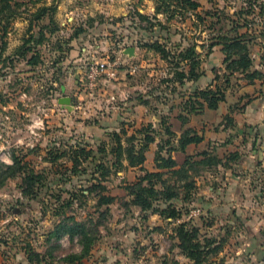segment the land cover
Instances as JSON below:
<instances>
[{
    "label": "rangeland",
    "instance_id": "rangeland-1",
    "mask_svg": "<svg viewBox=\"0 0 264 264\" xmlns=\"http://www.w3.org/2000/svg\"><path fill=\"white\" fill-rule=\"evenodd\" d=\"M13 3L20 4L14 7L18 17L6 33L0 28V264H190L174 238L182 222L197 225L200 240H223L213 264H264V134L253 128L232 132L227 114L222 122L187 116L182 100L192 88L176 83L172 93L167 80L174 71L159 54L140 45L159 41L174 53L196 45L208 72L206 82L227 89L221 104L232 115L249 101L244 90H262L247 87L250 82L239 74L230 76L227 86L224 55L218 49L223 46L206 57L208 46L223 26L230 29L232 21H240L242 13L251 24V71L264 73V0H200L204 23L194 13L168 21L156 12L154 0ZM44 5L55 7L60 30H45L47 38L35 56L39 65L30 66L27 59L33 54L23 59L19 49L32 33L37 35L31 16ZM137 12L148 21L141 22ZM80 28L83 32L74 39ZM129 49L134 56L126 53ZM101 63L110 68L90 88L89 69ZM64 98L71 99V111L59 103ZM185 119L189 122L183 123ZM122 129L125 142L143 138L141 129L154 131L144 169L163 174L156 180L159 191L175 192V199H160L156 207L172 204L182 214L178 221L132 205L128 188L145 172L130 167L125 157L109 169L107 178L90 161H74L79 143L87 151L97 150ZM189 130L203 138L208 130L211 138L188 154H171ZM108 146L97 157L114 163ZM207 151L215 159L210 164L202 162ZM170 156L177 168L158 170L156 159ZM187 159L193 164L180 169ZM31 173L41 174L36 184H31ZM93 185L103 190L92 192ZM103 193L115 198L112 205H97Z\"/></svg>",
    "mask_w": 264,
    "mask_h": 264
},
{
    "label": "trees",
    "instance_id": "trees-1",
    "mask_svg": "<svg viewBox=\"0 0 264 264\" xmlns=\"http://www.w3.org/2000/svg\"><path fill=\"white\" fill-rule=\"evenodd\" d=\"M15 0H0V28L4 29V33L7 32L8 27L12 19L18 17V12L16 8L20 7L19 3H13ZM156 6V12L164 14L167 20H173L186 16L189 13L196 14L198 21L205 22L198 11L201 8L200 0H154ZM14 4V5H13ZM13 6V7H12ZM52 10V11H51ZM56 12L55 7H39L35 13L31 16V28H33V22H37L38 33L33 35L26 41L19 49V54L23 59L28 57V54H33L27 59V64L30 66H38L39 59L37 56L38 48L42 46L44 41L47 38L46 29L51 30V33L55 34L60 29L57 25L54 13ZM136 16L141 22L148 21V16L136 13ZM240 21H232L233 27L227 29L223 26L221 30V35L213 37L210 45L208 46V52L206 57H209L215 51L217 46H223L222 52L224 55L223 64L225 65L226 73L228 74L226 78V85L230 84V76L243 75L250 83L254 84L257 80H263L264 82V73L260 71H251L254 66L253 58L250 53V43L253 38L248 34L250 32V22L244 17L241 13L239 14ZM47 19L48 24H42V22ZM243 22V23H240ZM140 29L143 30L142 27ZM244 30H246L244 32ZM83 32V29L80 28L73 35V38H78ZM73 40V39H72ZM186 41V39H184ZM140 45L153 50L161 56V58L168 62L172 71H174V76L172 79H168L167 83H171L172 93L175 91V84L179 83L182 87L189 86L192 88L190 93H187V99L183 98L182 106L187 112V116H200L204 114L205 110H217L221 103L226 101V91L218 85L210 84L204 89H200L194 86L200 78L205 76V71L202 69V61L200 60V55L197 52V47L194 45L191 47L188 45L184 48L177 50V53H174L172 48H168V45L162 44L159 41L149 43L147 41L140 42ZM190 46V47H189ZM59 50L62 51V47H59ZM60 62V61H59ZM193 84V85H192ZM188 88V89H189ZM216 88V89H215ZM226 90V91H225ZM191 118V117H190ZM189 118V120H190ZM189 120L185 119L183 123H188ZM227 122L231 124L233 128L236 127L235 120L232 117H226ZM151 127V125H150ZM249 127H247L248 129ZM169 135L173 136V133L169 131ZM140 134H145L143 138L129 139L127 142L124 141L123 135L126 134V130L122 129L120 132L116 131L110 135L112 137V142L104 144L103 147L98 148L97 150L91 149L88 150L82 146L81 143L77 147H81L80 150L74 152V161L79 163L81 158H84L86 161H90L91 164H94L97 171L101 173L104 178H107L109 169L121 165L124 157L126 158L128 164L132 168H140L141 171L145 172V175L140 178L138 183L130 185L128 188V196L131 198V203L133 206L140 208L143 213H159V215L165 219H172L178 221L181 219L182 214L179 210L174 207L172 204L168 205L166 209L161 207H156V202L160 199H163L166 203L171 202L175 199V192L173 189H169L167 193L164 191H159L156 186V180H159L163 174L162 173H150L144 169V164L147 161V152L151 143L155 142V138L151 137L154 131L148 134L144 129L138 131ZM148 134V135H147ZM204 141V138L201 137L195 131L189 130L184 133L178 140L179 149L175 148L171 150L173 152H183L185 153L186 149L190 145H199ZM108 145H111L112 154H114L115 162H104V158L98 159L99 154L106 152ZM163 151V148L160 147ZM157 155V154H156ZM203 163L210 164L215 161V159L210 154V151L204 152ZM157 157V156H156ZM238 157V156H237ZM237 159V158H236ZM190 159H187L182 165L179 166L180 169L186 168L187 166L192 165ZM220 162V161H218ZM157 169H174L177 168L178 164L173 157H168V159L159 157L156 159ZM163 164V165H161ZM77 165V164H76ZM32 174L30 179L31 184H36L41 177V174ZM98 181V179H95ZM145 183V184H144ZM92 192L97 190H103L98 188V186L93 185ZM34 185H32V188ZM105 191V190H104ZM31 192V191H30ZM29 193V192H28ZM31 194V193H30ZM27 195V194H26ZM99 196V195H98ZM115 198L103 195L98 197L97 205L98 206H110L114 203ZM83 233V232H82ZM200 229L197 225L191 224L188 222H182L175 228V237L178 240V248L181 250L182 255L190 261V264H213L211 258L218 256L223 249L224 242L223 240L219 241L216 237L208 238L205 237L203 240H200ZM87 251L80 255L79 257H72L71 260H79L82 256L87 255ZM162 264H181L176 260L164 261Z\"/></svg>",
    "mask_w": 264,
    "mask_h": 264
},
{
    "label": "crops",
    "instance_id": "crops-1",
    "mask_svg": "<svg viewBox=\"0 0 264 264\" xmlns=\"http://www.w3.org/2000/svg\"><path fill=\"white\" fill-rule=\"evenodd\" d=\"M218 49H219V51L222 50V48H220V47H218ZM218 49H216V50H218ZM219 57L221 58L220 54H218L217 58H219ZM260 65H261V63H260ZM206 76H208V72L205 73V76L200 78V80L194 86H196L200 89H204V88L208 87L209 84L206 82V79H207ZM240 76H243V75H240ZM212 80H213V78H212ZM205 85H207V86L205 87ZM246 86L247 87H256V88H258V90H262V91H259L257 94H254V92L250 93L249 91L244 90V92H245L244 94L246 95L245 97H248L249 101H248V103L243 104L241 109L234 111V113L232 115L229 114V112L222 107V104H223L222 103V104H220V106L217 110H209V109L205 110L204 114L200 115V116H202V119L208 118L211 120H216V121L222 122V119L224 120V118L227 114V115H230L231 117H233L235 120L236 127L234 129H231L232 132L233 131L234 132L242 131L243 129H245V132H246L247 127H249L250 132L252 131L251 128H253L255 131L259 130V133L262 134L260 136L263 137V134H264V91H263L264 82L263 81H256L254 84H250V85L246 84ZM247 90H249V89L247 88ZM250 94L252 95V97ZM242 97H240V99H242ZM239 100H238V102H239ZM236 104L237 103H235L234 105H236ZM221 110H223V111H221ZM219 124L220 123H218L216 125V127H219ZM222 129H223V127L221 126L220 130H222ZM205 133L206 134L204 135V138L206 139V141H209V139L211 137L208 134H212V133L209 132L208 130H206ZM204 141L199 145L193 144V145L188 146L185 152L188 154V151L191 150V148L201 146L204 143ZM184 155H185V153H184Z\"/></svg>",
    "mask_w": 264,
    "mask_h": 264
},
{
    "label": "built area",
    "instance_id": "built-area-1",
    "mask_svg": "<svg viewBox=\"0 0 264 264\" xmlns=\"http://www.w3.org/2000/svg\"><path fill=\"white\" fill-rule=\"evenodd\" d=\"M110 68V65L108 63H101L99 65H92L89 69V72H88V75H87V78L89 80L90 83L89 84V87L90 88H93V83L95 81V79L100 75L102 74L103 72H106L108 71ZM194 215H196L197 213H192Z\"/></svg>",
    "mask_w": 264,
    "mask_h": 264
},
{
    "label": "water",
    "instance_id": "water-1",
    "mask_svg": "<svg viewBox=\"0 0 264 264\" xmlns=\"http://www.w3.org/2000/svg\"><path fill=\"white\" fill-rule=\"evenodd\" d=\"M126 53L132 57L134 56V49H129L126 51ZM63 108H66L68 111H71L73 109V107L71 106V99L70 98H64L61 99L59 102Z\"/></svg>",
    "mask_w": 264,
    "mask_h": 264
}]
</instances>
